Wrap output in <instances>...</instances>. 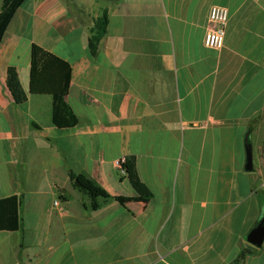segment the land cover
<instances>
[{"label": "crops", "instance_id": "obj_1", "mask_svg": "<svg viewBox=\"0 0 264 264\" xmlns=\"http://www.w3.org/2000/svg\"><path fill=\"white\" fill-rule=\"evenodd\" d=\"M212 6L229 12L220 50L203 45ZM33 45L70 66L73 129L29 93ZM70 174L110 199L93 210ZM12 196L0 264H264V241H246L264 216V0H26L0 41V200Z\"/></svg>", "mask_w": 264, "mask_h": 264}, {"label": "trees", "instance_id": "obj_2", "mask_svg": "<svg viewBox=\"0 0 264 264\" xmlns=\"http://www.w3.org/2000/svg\"><path fill=\"white\" fill-rule=\"evenodd\" d=\"M7 5L0 10V41L11 22L15 12L26 0H4ZM106 20L102 19L94 24V31L88 40L87 49L90 56L96 52L99 38L104 34ZM71 69L68 63L59 57L50 54L43 49L33 45L30 55L29 70V93L33 97L48 98L50 101L49 120L50 124L57 129H73L77 120L72 110L66 103V95L70 84ZM6 86L11 98L16 104L25 102L26 95L22 91L17 74L14 69L7 70ZM125 176L140 197H147V189L138 182L134 171L125 162L123 164ZM72 186L88 196L91 207L96 210L99 207L98 199L109 200V196L95 183L88 180L83 175L70 174ZM130 199L119 198L121 203L128 202ZM19 200L12 196L0 200V231L14 232L19 228L18 217ZM252 254L250 249L243 248L237 261H242L247 255Z\"/></svg>", "mask_w": 264, "mask_h": 264}, {"label": "built area", "instance_id": "obj_3", "mask_svg": "<svg viewBox=\"0 0 264 264\" xmlns=\"http://www.w3.org/2000/svg\"><path fill=\"white\" fill-rule=\"evenodd\" d=\"M229 12L225 7L212 6L208 12V25L203 37V45L209 49L220 50L224 44L225 29ZM125 159H118L115 165L125 174L123 164ZM54 205H58L56 201Z\"/></svg>", "mask_w": 264, "mask_h": 264}, {"label": "water", "instance_id": "obj_4", "mask_svg": "<svg viewBox=\"0 0 264 264\" xmlns=\"http://www.w3.org/2000/svg\"><path fill=\"white\" fill-rule=\"evenodd\" d=\"M246 149V168L248 170L252 169V151L250 142L248 139L244 141ZM246 241L254 247H260L264 241V216L258 223V225L250 231L246 237Z\"/></svg>", "mask_w": 264, "mask_h": 264}]
</instances>
